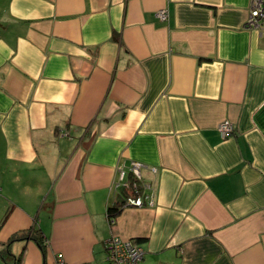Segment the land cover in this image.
Wrapping results in <instances>:
<instances>
[{"label":"crops","instance_id":"1","mask_svg":"<svg viewBox=\"0 0 264 264\" xmlns=\"http://www.w3.org/2000/svg\"><path fill=\"white\" fill-rule=\"evenodd\" d=\"M248 12L0 0V251L32 228L45 244L14 240L20 262L0 264H104L113 236L142 247L139 264H264V34ZM131 161L154 203L109 221Z\"/></svg>","mask_w":264,"mask_h":264},{"label":"built area","instance_id":"2","mask_svg":"<svg viewBox=\"0 0 264 264\" xmlns=\"http://www.w3.org/2000/svg\"><path fill=\"white\" fill-rule=\"evenodd\" d=\"M156 16L161 21H166L169 13L166 7L159 9ZM244 28L256 30L260 35L264 34V0H249V12L244 22ZM218 131L222 138L232 134L233 125L225 119L218 125ZM125 164L116 168L117 181L116 188L124 190V205L141 207L148 203H154V195L150 185L142 180V170L148 169L146 164L139 161H131L129 166ZM153 172L155 168H149ZM128 176H130L128 180ZM134 180H133V179ZM106 258L104 264H139L142 260L144 251L141 246L131 239H125L120 236H113L105 242ZM59 264H64L62 259H58ZM88 264V263H83Z\"/></svg>","mask_w":264,"mask_h":264},{"label":"trees","instance_id":"3","mask_svg":"<svg viewBox=\"0 0 264 264\" xmlns=\"http://www.w3.org/2000/svg\"><path fill=\"white\" fill-rule=\"evenodd\" d=\"M123 206H124V200H123V195H122V199H120L119 201H117L113 205H109L107 207L106 215H107L109 221H113V219L118 215V213L120 212V210ZM8 213H9V210H8V212H6L3 219H5L7 217ZM29 235L33 240L36 241L38 246L41 248L42 252H44L45 244H44V241L42 238V233L40 230L32 228V229L28 230L27 232H22L20 234L13 235L8 240V242L5 244V247L2 251H0V254L2 255L3 259L7 263H9V261L12 263L13 262L19 263L20 259H21V256L16 257L14 254H12V252L9 250V244L12 243L14 240L22 239V238H25L26 236H29Z\"/></svg>","mask_w":264,"mask_h":264}]
</instances>
